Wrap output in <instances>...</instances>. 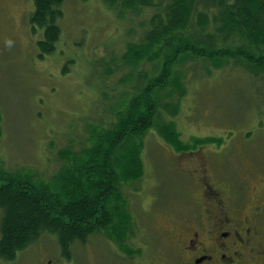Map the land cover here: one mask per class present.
Instances as JSON below:
<instances>
[{
    "label": "rangeland",
    "instance_id": "1",
    "mask_svg": "<svg viewBox=\"0 0 264 264\" xmlns=\"http://www.w3.org/2000/svg\"><path fill=\"white\" fill-rule=\"evenodd\" d=\"M62 8L63 34L57 52L40 59L41 36L33 34L30 22L34 0H0V170L45 186H56L55 177H63L64 171L81 173L79 180L86 179L87 169L98 157L96 146L100 143L95 131H104L105 126L117 121L112 111L123 107L117 101L128 90L120 84L121 77L149 71L154 65L148 60L127 69L120 55L128 41L138 38L131 25L140 34L142 28L134 20H119L106 0H66ZM149 14L144 9L141 19L147 20ZM8 40L13 42L11 48L6 47ZM115 53L118 64L126 69L107 78L100 71V61L110 62ZM208 68L203 61L184 68L186 77L180 81L186 89L179 111L175 117L165 113V120L157 124L173 123L186 148H193L194 142L226 140L227 153L232 147L236 157L238 151H243L235 146L253 135L256 144L248 145L249 155L243 158L245 164H255L254 159L264 151V80L255 79L242 68H211V74ZM168 92L161 91L164 97ZM141 141L145 174L135 182L126 177L128 181L121 190L127 205L118 208V214L123 211L118 219H134L129 238L121 242L111 229L97 230L86 243L76 242L73 257L67 260L56 238L46 235L15 261L0 259V264H41L48 260L54 264H129L120 257L127 244L140 249L139 259L147 256L151 264H179L166 247L165 228L180 219L182 208L191 199L192 187L179 173L170 151L178 148L160 134L157 126L144 133ZM128 147L133 148L131 144ZM255 147L262 151L257 153ZM123 155L124 166L127 161ZM214 158L219 162L228 160L225 155ZM229 167L230 175L234 174L233 162ZM121 171L129 172L123 168ZM84 196L88 195L74 191L69 199L77 201ZM1 223L0 214V239Z\"/></svg>",
    "mask_w": 264,
    "mask_h": 264
},
{
    "label": "trees",
    "instance_id": "2",
    "mask_svg": "<svg viewBox=\"0 0 264 264\" xmlns=\"http://www.w3.org/2000/svg\"><path fill=\"white\" fill-rule=\"evenodd\" d=\"M65 2L34 0L30 22L33 34L41 36L38 39L40 59L57 52L63 34L60 22L64 17L62 6ZM106 2L119 20H134L142 28L140 34L139 29L131 25L132 33L138 38L128 41L120 55L127 69L132 70L148 60L154 64L153 69L138 74L130 72L121 77L120 84L128 90L117 101L123 107L112 111L118 117L117 121L105 126L104 131H95V138L100 143L96 146L98 157L87 169L85 180H79L81 173L64 171L63 177H55L56 186H45L0 170L1 260L15 261L21 252L46 235L56 238L62 256L67 260L73 257V245L86 243L97 230L111 229L121 242L127 236L129 238L134 219H118L123 213L118 214V208L127 205L121 190L125 181L135 182L146 171L141 136L157 126L160 134L178 148L176 151L182 147L181 150L190 148L180 141L173 123L157 124L159 120H165L167 112L173 117L177 115L179 101L186 89L180 80L189 63L203 61L209 66L208 74H211V68H242L255 79L264 80V0ZM144 9L151 12L145 21L141 19ZM115 55L110 62L100 61V71L107 78L126 69L118 64ZM175 67L184 68L175 70ZM148 81L151 82L146 85ZM165 89H169L166 97L161 93ZM129 144L133 146L131 150ZM123 154L127 161L124 166ZM112 155L115 158L112 159ZM122 168L129 172L123 173ZM60 182L64 183L61 185ZM74 191L88 196L70 200ZM126 212L129 216L128 209ZM124 250L130 257L141 252L128 244Z\"/></svg>",
    "mask_w": 264,
    "mask_h": 264
},
{
    "label": "flooded vegetation",
    "instance_id": "3",
    "mask_svg": "<svg viewBox=\"0 0 264 264\" xmlns=\"http://www.w3.org/2000/svg\"><path fill=\"white\" fill-rule=\"evenodd\" d=\"M253 139L246 136L235 146L243 151L238 157L232 147L227 153L226 140L220 138L194 142L188 150L170 149L179 173L192 187L180 219L165 228L166 247L179 264H264V151L255 147L257 153L262 151L255 164L247 165L243 158L249 155L248 145L256 144ZM214 155L228 160L219 162ZM232 162L236 172L230 175ZM139 255L120 257L129 264H151Z\"/></svg>",
    "mask_w": 264,
    "mask_h": 264
},
{
    "label": "clouds",
    "instance_id": "4",
    "mask_svg": "<svg viewBox=\"0 0 264 264\" xmlns=\"http://www.w3.org/2000/svg\"><path fill=\"white\" fill-rule=\"evenodd\" d=\"M5 44L8 48H11L13 46V42L11 40L6 41Z\"/></svg>",
    "mask_w": 264,
    "mask_h": 264
}]
</instances>
